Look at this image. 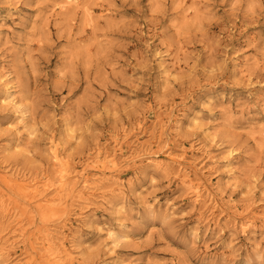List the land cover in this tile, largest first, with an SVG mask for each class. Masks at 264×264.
Masks as SVG:
<instances>
[{"label":"rangeland","instance_id":"1","mask_svg":"<svg viewBox=\"0 0 264 264\" xmlns=\"http://www.w3.org/2000/svg\"><path fill=\"white\" fill-rule=\"evenodd\" d=\"M46 231L61 264H264V0H0V264Z\"/></svg>","mask_w":264,"mask_h":264},{"label":"bare ground","instance_id":"2","mask_svg":"<svg viewBox=\"0 0 264 264\" xmlns=\"http://www.w3.org/2000/svg\"><path fill=\"white\" fill-rule=\"evenodd\" d=\"M70 1H74V0H68V2ZM58 157V154L56 152H54L53 154V158L56 160V158ZM106 157H114V155H109V153L107 155L104 156V159ZM153 161H155L153 159ZM68 173V172H67ZM67 173H65L67 175ZM103 178V177H101ZM109 179V178H107ZM110 180V179H109ZM61 184L58 186V190L55 192L54 195H52L51 197L48 198H41V200H39V202H43L45 203V205L47 204H53L54 202H57L59 204L63 203V199H64V195H63V191L70 189L71 191H75V185L77 183V181H74L73 183H69V179L68 178H64L61 180ZM9 182H14L16 184L17 187H19L22 190H29L30 188H32V190L28 191L29 193H35L36 195H34V197L40 195L43 191H46L47 189H49L51 186L48 184H43V191L40 192V190L38 189V183L35 182V184L33 183H25L24 181H21L20 183L16 182L15 180L11 179L9 180ZM89 187V183H88V179H84L83 180V184L81 185V189L78 190L77 195L80 198L81 197V193L80 191L83 189H86ZM199 191H195L196 195L198 194ZM52 236V234L48 231L44 232L42 234V240L40 242L41 247L44 249V257L45 260L50 264H61V262L63 261V259H66L67 257L71 256V253L68 252V250L66 248H64L63 244L60 242L59 238H55Z\"/></svg>","mask_w":264,"mask_h":264}]
</instances>
